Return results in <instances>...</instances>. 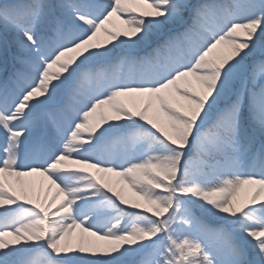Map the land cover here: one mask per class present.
I'll return each mask as SVG.
<instances>
[{
	"label": "rangeland",
	"instance_id": "1",
	"mask_svg": "<svg viewBox=\"0 0 264 264\" xmlns=\"http://www.w3.org/2000/svg\"><path fill=\"white\" fill-rule=\"evenodd\" d=\"M198 5L204 0L158 8L149 0H40L28 21L18 14L6 17L14 26L0 22V264H190L187 245L204 247L212 264H264V148L224 137L213 123L221 95L235 111L250 110L252 131L264 130V0L223 2L214 22ZM142 13L162 37L167 24L178 25L185 55L146 59L150 73L119 56L114 81L132 83L123 88L105 72L99 85L80 80L83 64L122 46L161 55L150 30L137 27ZM154 134L170 141L162 167ZM60 142L82 152L74 174L88 193H79L80 207L54 186L53 165L66 166ZM92 212L102 229L79 221ZM199 215L211 222L203 226Z\"/></svg>",
	"mask_w": 264,
	"mask_h": 264
},
{
	"label": "trees",
	"instance_id": "2",
	"mask_svg": "<svg viewBox=\"0 0 264 264\" xmlns=\"http://www.w3.org/2000/svg\"><path fill=\"white\" fill-rule=\"evenodd\" d=\"M152 1L155 6L158 8L161 5H166L169 0H149ZM40 2V0H22L21 2L19 0L13 2L14 6L12 7V4H5L0 7V22L5 23V26H14L13 23H9L6 21V17H14L16 18L18 14H24L26 12H33L35 11V8L37 7V4ZM225 2L227 4L229 0H204L203 6H197L198 10L202 11L201 9L205 6L206 10L203 11L207 12L211 19L213 20H220L221 18V4ZM221 3V4H220ZM30 15L26 16V19L29 18ZM141 21L137 22L138 27L146 28L148 30L154 31L153 26L151 25L150 18L145 15H138L137 16ZM223 20V19H222ZM221 20V22H222ZM168 30V29H166ZM180 32V30H179ZM178 30H169L167 35L165 37L159 38L160 36L156 35L153 37V40H158L156 45H158V48L161 51V55L156 56V52L152 49L148 50L145 54H125L123 57L127 58L130 63L134 64L135 67L139 68L142 71H147V64L145 58H152V59H159L162 57V55L169 54L170 56L176 58L182 55L183 53V41L182 36L179 34ZM240 50H244L243 45H238ZM115 63H100L97 66L93 67H84L80 71V80H84L87 76L94 77L96 79H99L100 77L98 74L100 72H106L109 77H114V74L116 73ZM100 81V80H97ZM219 101L222 103V108L219 111L217 115L213 118V123L217 127V130L222 134L224 137L233 138L236 135H239L242 140H247L252 138V132L250 130V126L248 121L250 116V110L242 107L239 112L235 111L232 108V105L230 102H226V99L223 98L221 95H219ZM246 109V110H245ZM121 125H124L123 122ZM127 125V124H126ZM132 125V124H131ZM260 130V135L262 133V136H264V130L261 126H258ZM154 138L156 140V143L159 144L158 146V153L160 155V164L159 166L162 167L167 163L169 160V157L171 155L172 150L170 149V141L164 140L160 135L154 134ZM223 147V146H222ZM225 148V147H224ZM209 152L204 149V153ZM222 152H227L224 149H222ZM207 156V155H206ZM207 156V157H208ZM153 175V174H152ZM157 177L161 178L162 176L156 172ZM154 191L159 192V189H154ZM203 215V214H202ZM204 216V215H203ZM206 217V216H205ZM207 218V217H206ZM198 220L202 222V225L206 224L208 222V219L206 220L202 216H198ZM189 255H185V258H188L190 256L191 259L194 260L193 263L190 264H212L211 261L208 258V255L204 253V248L197 249L195 245H187L186 246Z\"/></svg>",
	"mask_w": 264,
	"mask_h": 264
},
{
	"label": "bare ground",
	"instance_id": "3",
	"mask_svg": "<svg viewBox=\"0 0 264 264\" xmlns=\"http://www.w3.org/2000/svg\"><path fill=\"white\" fill-rule=\"evenodd\" d=\"M76 13L80 14L81 12L77 11ZM81 14L85 15L84 12L81 13ZM172 26H174V25H172ZM151 34H153V32H151ZM150 81H153V80H150ZM109 84L119 85L120 88L132 85V83H130L129 81L128 82H124L123 80H120V79H118L117 81H112ZM104 101H107V99L104 100ZM43 141L44 140L41 141L42 143L40 142V144H42L40 154L39 155L38 154L34 155L35 162L38 163V164L42 162V160H43V158L45 156L44 155V142ZM58 149H61L62 152L59 155H57V159L62 161V162H65L66 166H58V164H54L53 168L51 169V170H53V176L55 177V181H56L54 183L55 189H62L64 193H67L70 196V198H71V204H76L78 206L79 205L82 206V205H84L83 199L77 200V197H78L79 193H81V192L88 193L87 192V186L82 180H79L80 178H78L74 174V173L80 172V170L76 167L78 165V162L75 159H77L80 155H82V152L79 149V151L72 153V152L67 150L68 147L65 148L63 146L62 142L57 144V150ZM3 153L7 154L8 151L7 150H3ZM67 154H68L69 157H71V156L74 157V159L73 160L69 159V157L65 156ZM113 164L119 165L116 162H113ZM15 165H17V164H14V167H16ZM47 170H50V168H47ZM233 172L234 173H244V170H242L240 168H237V167H234L233 168ZM261 183H264V182L262 181ZM260 205H262V203H260ZM91 220H96L95 221L96 224L94 225L96 229H102L103 228L104 225L102 223H99L100 221L98 220L97 213H95V212L86 214L79 221L81 222V224L86 225ZM253 221H254V224L256 225V227H258V228L262 227V224L259 221H257V220H253ZM80 233L81 234L85 233L86 235L87 234L91 235L90 231L89 232L88 231L87 232L86 231L85 232L81 231Z\"/></svg>",
	"mask_w": 264,
	"mask_h": 264
}]
</instances>
